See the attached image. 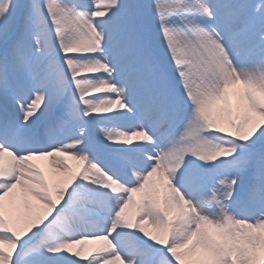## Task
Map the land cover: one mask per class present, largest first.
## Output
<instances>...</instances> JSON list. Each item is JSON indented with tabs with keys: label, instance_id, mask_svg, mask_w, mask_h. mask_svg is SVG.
I'll return each instance as SVG.
<instances>
[{
	"label": "snow or ice",
	"instance_id": "1",
	"mask_svg": "<svg viewBox=\"0 0 264 264\" xmlns=\"http://www.w3.org/2000/svg\"><path fill=\"white\" fill-rule=\"evenodd\" d=\"M0 264H264V0H0Z\"/></svg>",
	"mask_w": 264,
	"mask_h": 264
},
{
	"label": "rangeland",
	"instance_id": "2",
	"mask_svg": "<svg viewBox=\"0 0 264 264\" xmlns=\"http://www.w3.org/2000/svg\"><path fill=\"white\" fill-rule=\"evenodd\" d=\"M70 164H74V162L69 161ZM96 247V245L94 244H85L83 245L84 248V254L87 255L89 252H91L94 248Z\"/></svg>",
	"mask_w": 264,
	"mask_h": 264
}]
</instances>
